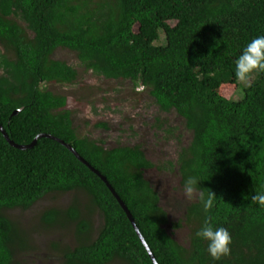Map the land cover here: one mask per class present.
I'll return each instance as SVG.
<instances>
[{
    "label": "trees",
    "instance_id": "1",
    "mask_svg": "<svg viewBox=\"0 0 264 264\" xmlns=\"http://www.w3.org/2000/svg\"><path fill=\"white\" fill-rule=\"evenodd\" d=\"M162 33L166 43L157 44ZM260 35L264 0H0V124L19 144L48 133L73 145L127 204L159 264H264V207L252 201L264 193V73L246 87L235 76L237 57ZM60 47L99 76L147 89L161 111L184 118L193 138L179 155L181 184L197 176L216 196L208 213L198 199L188 206L189 246L165 227L169 215L145 176L155 165L143 148H106L79 136L67 96L44 87L78 78L74 66L52 57ZM240 87V99L225 93ZM75 191L90 196L104 223L91 238L89 215L77 207L44 213L47 225L63 217L62 225L76 224L78 244L65 249L64 264H155L101 176L57 140L42 137L22 150L1 129L0 264H16L17 247L28 244L7 209ZM206 216L233 237L231 256L219 262L195 238Z\"/></svg>",
    "mask_w": 264,
    "mask_h": 264
},
{
    "label": "rangeland",
    "instance_id": "2",
    "mask_svg": "<svg viewBox=\"0 0 264 264\" xmlns=\"http://www.w3.org/2000/svg\"><path fill=\"white\" fill-rule=\"evenodd\" d=\"M164 43L166 37L162 33L157 44ZM5 52L0 43V53ZM52 57L67 62L78 71V78L72 83L48 82L44 87L67 96L65 108L71 112L79 136L95 139L106 148L141 146L155 165L145 171V176L159 193L161 206L168 212L169 222L165 227L180 244L189 246L192 225L187 221V208L197 199L188 200L181 184L179 155L193 138L184 118L176 111H161L147 89L135 87L130 80H109L88 70L76 51L60 47ZM256 75L247 85L241 82L243 87L248 86ZM225 93L234 99H240L244 94L241 87ZM70 207L88 213L87 219L93 226L91 238H95L104 218L84 191L50 193L29 209L5 211L6 216L20 227V233L28 243L25 247H17L16 264H64L65 249L78 244L76 224L62 225L67 221L63 217L59 220L61 224L47 225L43 217L48 210L65 213ZM111 264L124 263L115 261Z\"/></svg>",
    "mask_w": 264,
    "mask_h": 264
},
{
    "label": "clouds",
    "instance_id": "3",
    "mask_svg": "<svg viewBox=\"0 0 264 264\" xmlns=\"http://www.w3.org/2000/svg\"><path fill=\"white\" fill-rule=\"evenodd\" d=\"M260 73H264V35L247 43L235 61V76L245 85L254 74ZM200 182L197 176H187L183 183V194L188 200L198 199L204 212L208 213L216 203V196L213 192H203ZM252 201L264 207V193L255 194ZM195 238L207 243V252L212 260L219 262L231 256L233 237L230 231L225 227L214 226L211 217H205L203 225L195 233Z\"/></svg>",
    "mask_w": 264,
    "mask_h": 264
},
{
    "label": "water",
    "instance_id": "4",
    "mask_svg": "<svg viewBox=\"0 0 264 264\" xmlns=\"http://www.w3.org/2000/svg\"><path fill=\"white\" fill-rule=\"evenodd\" d=\"M20 112V110H16L14 112V115H17ZM0 129L1 131L4 133L6 139L15 147L22 149V150H26L29 148H33L34 146H36V144L38 143L39 139L42 137H47V138H51L54 140H57L58 142L62 143L63 145H65L67 148H69L83 163H85L88 167H90L95 173H97L99 176H101V178L106 182V184L108 185V187L111 189V191L114 193V195L117 197V199L119 200L120 204L122 205V207L124 208V210L126 211L129 219L131 220V222L133 223L137 233L139 234L142 242L144 243V245L146 246L148 252L150 253L153 261L155 264H159V262L157 261L150 245L148 244V242L146 241L144 235L142 234V232L140 231L139 226L136 223V220L132 214V212L130 211L129 207L127 206V204L122 200V198L120 197V195L117 193V191L115 190V188L112 186V184L109 182V180L107 179V177L105 175H103L98 169H96L95 167L92 166V164H90L89 161H87L83 156H81V154L73 147V145H71L70 143L64 141L61 138H58L52 134H48V133H42L39 134L32 143L30 144H19L16 143L14 140H12L9 136V134L7 133V131L4 129V127L0 124Z\"/></svg>",
    "mask_w": 264,
    "mask_h": 264
}]
</instances>
